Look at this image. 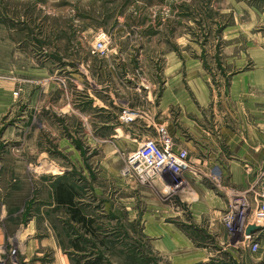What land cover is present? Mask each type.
I'll use <instances>...</instances> for the list:
<instances>
[{
	"label": "rangeland",
	"instance_id": "374dc122",
	"mask_svg": "<svg viewBox=\"0 0 264 264\" xmlns=\"http://www.w3.org/2000/svg\"><path fill=\"white\" fill-rule=\"evenodd\" d=\"M99 31L110 39L103 58L90 53ZM1 40L6 58L29 75L16 79L20 91L0 119V264H264L259 228L250 233L257 252L239 245L245 218L235 217L236 231L214 227L229 251L187 226L191 216L175 198L201 173L141 187L127 176L147 134L133 121L157 106L175 76L166 67L189 63L196 82L226 98L233 75L255 70L248 56L264 53V0H0ZM205 112L212 116L211 107ZM168 114L177 137L195 139L175 107ZM200 117L194 127L206 128ZM205 179L214 196L227 197L224 212L235 206L220 179ZM59 186L72 191L77 216L54 201ZM155 220L184 230L193 247H160ZM193 252L212 256L189 262Z\"/></svg>",
	"mask_w": 264,
	"mask_h": 264
},
{
	"label": "crops",
	"instance_id": "0c3cea01",
	"mask_svg": "<svg viewBox=\"0 0 264 264\" xmlns=\"http://www.w3.org/2000/svg\"><path fill=\"white\" fill-rule=\"evenodd\" d=\"M5 48L6 43L1 40L0 119L11 106L14 89H16L15 86L17 87L16 79L23 81L29 75L27 68L24 70L22 67L18 68L13 64V59L6 58ZM248 57L255 63V70L233 75L228 81L226 98H214L210 95L209 87L201 79L196 82L190 76L189 63L185 67L171 63L168 68L166 67L165 74L169 72L175 76L171 81L169 78L167 79L165 88L158 98L157 106L150 108L148 116L139 117L133 121V124L145 123L144 127L147 129L145 133L147 134L141 136L142 141L153 136L155 129L162 126L174 138L176 148L188 151L192 170L183 172L180 177L186 181V178H194L192 174L195 171L201 174L194 179H189L186 188L177 192L175 203L180 206V209L186 208V212L190 214L191 221L189 220L187 226L202 232L210 240L214 239L213 245L219 250H228L229 248L224 246V243L227 242L226 239L220 235L217 238L214 237L217 227H219V232L225 230L221 223V213L225 210L227 197L219 194L214 196L212 190L205 187L207 184H212V180H202L211 177L218 178L222 185L225 184L226 190L244 191L249 185L264 176V53L254 51ZM234 62L240 65L246 64L244 59L243 61L234 60ZM182 71H185L189 90L193 93V101L190 100L187 89L182 88V82L179 79ZM189 78L192 80L190 81ZM174 84L175 86L180 85L182 89L173 92L170 87ZM174 107L179 111L178 116L183 122V126L192 134V137L194 135L195 139L186 141L182 136L177 137V132L174 133L171 129L170 122L165 117L168 118V113ZM210 107L212 109L211 117L205 112ZM200 112L204 113L206 128L194 127V124L201 119ZM124 118L130 119L129 115L127 117L124 115ZM209 118H211L212 126ZM210 127H212L211 130ZM118 131L116 138L120 139V129ZM176 209L179 208L176 207ZM181 213H185V211L174 213V215L179 217ZM171 217L173 216L171 215ZM153 223L155 224L151 230L161 236V240L158 241L160 247H164L166 250L193 247L194 240L186 236L184 230H178L169 222L161 225L155 220ZM202 223L205 224L198 227V224ZM260 233L264 234V229H260ZM263 241L261 240V242ZM199 253L202 257L201 260L212 256L206 252ZM189 254V262L200 256H196L194 252ZM192 255L193 257H191Z\"/></svg>",
	"mask_w": 264,
	"mask_h": 264
},
{
	"label": "built area",
	"instance_id": "2783aa9c",
	"mask_svg": "<svg viewBox=\"0 0 264 264\" xmlns=\"http://www.w3.org/2000/svg\"><path fill=\"white\" fill-rule=\"evenodd\" d=\"M110 39L107 33L99 31L95 34L90 53L96 57H107L111 54ZM20 89L14 91L17 96ZM188 151L176 148L174 138L165 127H157L153 136L145 138L128 158L127 176L137 185L147 186L154 182L163 183L165 176L177 179L184 171H191ZM175 186L182 185V181H173ZM233 193L234 207L225 211L221 216V223L228 232L236 231L234 219L236 216L246 219V226L241 231L242 240L239 245H249L252 253L257 252L259 244L254 242V234H246L249 226L264 229V176L249 185L241 194ZM259 232V231H258Z\"/></svg>",
	"mask_w": 264,
	"mask_h": 264
},
{
	"label": "trees",
	"instance_id": "16d2710c",
	"mask_svg": "<svg viewBox=\"0 0 264 264\" xmlns=\"http://www.w3.org/2000/svg\"><path fill=\"white\" fill-rule=\"evenodd\" d=\"M73 196H72V191L68 189L66 186H59L58 188L55 189L54 192V201L58 204L61 205L62 207L66 208L67 210H72L71 212L74 213V215H78V211L76 209L74 210L72 208V203H73ZM81 220H83L81 218ZM87 264H96V263H87Z\"/></svg>",
	"mask_w": 264,
	"mask_h": 264
},
{
	"label": "water",
	"instance_id": "95a60500",
	"mask_svg": "<svg viewBox=\"0 0 264 264\" xmlns=\"http://www.w3.org/2000/svg\"><path fill=\"white\" fill-rule=\"evenodd\" d=\"M256 229H258L257 227L255 226H249L247 229H246V234L249 235L251 232H254Z\"/></svg>",
	"mask_w": 264,
	"mask_h": 264
}]
</instances>
